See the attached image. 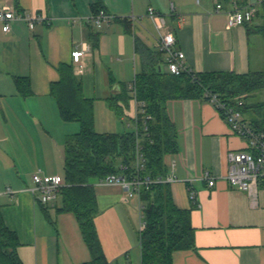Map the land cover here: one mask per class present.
Returning a JSON list of instances; mask_svg holds the SVG:
<instances>
[{"label":"crops","instance_id":"crops-1","mask_svg":"<svg viewBox=\"0 0 264 264\" xmlns=\"http://www.w3.org/2000/svg\"><path fill=\"white\" fill-rule=\"evenodd\" d=\"M255 2L0 0V7L43 12L49 18L33 29L25 21H13L9 32L0 22V206L7 226L19 237L23 264H82L90 259L76 215L58 212L59 198L41 204L28 189L36 172L63 175L65 139L77 132L63 120L51 94V83L60 80L59 65L72 64L86 97L107 101L122 83L130 86L142 69L136 40L160 51L157 43L169 31L193 71L247 73L252 71L249 28L262 18L229 27L226 11L234 3ZM96 7L125 20L114 18L99 27L90 20ZM150 7L164 16V26L148 15ZM75 49L86 50L82 72L72 60ZM160 52V68L167 71L166 55ZM15 76L29 78L31 93H19ZM135 108L131 98L121 117L127 119L126 131L134 128ZM167 113L179 144L177 153L164 158L167 171L177 176L170 184L172 196L180 208L194 206L196 242L194 250L174 252L173 264H264V186L241 190L225 178L228 153L244 149L246 140L233 133L209 101L170 99ZM205 171L215 178L213 187L201 178ZM94 183L99 207L95 222L109 264H141L139 196L127 197L120 184ZM189 185L197 204L189 197Z\"/></svg>","mask_w":264,"mask_h":264},{"label":"trees","instance_id":"trees-1","mask_svg":"<svg viewBox=\"0 0 264 264\" xmlns=\"http://www.w3.org/2000/svg\"><path fill=\"white\" fill-rule=\"evenodd\" d=\"M100 9L96 7L94 14ZM258 16H261L262 23L253 24L249 32L264 36V6ZM115 19L125 20L119 17ZM93 45H98V35ZM135 48L141 54L142 69L131 82L133 88L122 83L120 92L107 98V103L121 116L133 98V91L138 99L146 102V110L152 119L148 120L147 131L139 125L143 133V175L165 177L168 172L165 156L179 150L177 129L167 113V101L170 99L210 101L206 95L209 92L217 94L221 102L229 105L243 100L238 108L244 115L255 112L257 115L252 117L250 123L264 129V101L248 103V98L255 91L264 88V67L247 73L192 70L176 75L160 68V51L152 50L139 40H136ZM58 70L60 80L51 83V94L57 101L63 120L78 122L80 131L68 134L65 139L63 176L66 184L59 194L57 211L76 215L90 251V259L82 264H109L95 222L99 207L94 182L109 174L132 177L137 173V135L134 130L122 133L97 131L94 99L84 95L83 84L75 75L72 64L61 63ZM15 83L20 94L26 96L31 93L28 77L15 76ZM219 113L224 117L221 110ZM139 198L146 221L138 234L141 264H173L174 252L196 249L195 228L191 222V208L194 206L190 209L178 207L173 200L170 183L159 182L143 187ZM19 246V237L7 226L0 206V264H23Z\"/></svg>","mask_w":264,"mask_h":264},{"label":"built area","instance_id":"built-area-1","mask_svg":"<svg viewBox=\"0 0 264 264\" xmlns=\"http://www.w3.org/2000/svg\"><path fill=\"white\" fill-rule=\"evenodd\" d=\"M264 6V0H256L255 3H248L240 6L234 3L228 11H226L228 26L235 27L245 23H251L259 15ZM222 9V4L218 3L216 10ZM148 15L158 20L159 26H164L165 18L153 7L148 9ZM135 18V16H132ZM115 17L109 14L105 9H100L97 13L92 14L90 20L97 26L111 22ZM16 20L25 21L29 28L33 29L37 23L48 22L49 18L43 12L17 10L11 6L0 7V22L3 24V30L9 32L11 30V22ZM176 37L172 32H164L157 43L158 49L166 55L167 71L172 74H181L182 72H191L192 69L185 63V53L176 47ZM85 49H75L72 51L73 62L80 65L82 72V58L85 55ZM130 88L133 85L130 84ZM210 101L216 109L219 108L223 112V118L229 123L233 133L246 140V146L241 150H231L228 153V171L225 176L228 183L241 190L250 191L253 186H264V129H258L248 122L238 105L243 104V100H238L236 105H229L221 102L217 94L207 92ZM136 104L135 114L132 118L133 130L137 135L136 145V168L137 173L132 177L124 174H109L99 180L102 184H120L127 197L139 196L143 187H149L154 183L167 182L173 183L177 180V176L173 171L167 172L165 177L152 178L149 175H143L141 170L144 167V154L142 151L141 137L142 134L139 125L144 131L148 130V120L152 119V115L146 110V102L136 97L133 91V98ZM219 110V111H220ZM34 185L29 187V191L43 205H49L57 200L61 189L65 186L64 176L61 174L45 175L36 172L32 176ZM202 179L208 181V185H215V178L209 171H205ZM192 181V180H191ZM189 197L195 204L196 191L189 185ZM8 193H13L11 188L7 189ZM146 221L141 217L140 229L145 227Z\"/></svg>","mask_w":264,"mask_h":264},{"label":"rangeland","instance_id":"rangeland-1","mask_svg":"<svg viewBox=\"0 0 264 264\" xmlns=\"http://www.w3.org/2000/svg\"><path fill=\"white\" fill-rule=\"evenodd\" d=\"M251 38V70L257 71L264 67V36L262 34L250 33ZM90 93V92H88ZM93 94V92L91 93ZM95 98V97H94ZM264 101V88L255 91L249 98L248 103H256ZM264 114V111L262 112ZM257 115L255 112H247L245 114L248 122H251L252 117ZM94 116L95 128L99 132H117L122 133L127 130V119L121 118L116 112L108 105L107 101L103 98L94 99ZM128 117V115H126ZM72 132L80 131V124L78 122H71ZM62 172V171H61Z\"/></svg>","mask_w":264,"mask_h":264}]
</instances>
